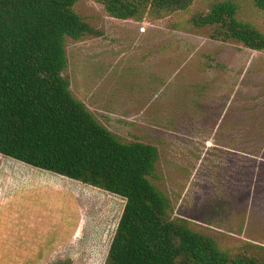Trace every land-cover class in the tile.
Returning a JSON list of instances; mask_svg holds the SVG:
<instances>
[{
	"label": "rangeland",
	"instance_id": "obj_1",
	"mask_svg": "<svg viewBox=\"0 0 264 264\" xmlns=\"http://www.w3.org/2000/svg\"><path fill=\"white\" fill-rule=\"evenodd\" d=\"M219 2L264 33L253 0H192L141 20L96 0L75 11L95 34L67 39L72 94L124 142L157 147L151 182L172 218L264 264V50L193 20ZM264 177V176H263ZM124 200L0 155V264H104Z\"/></svg>",
	"mask_w": 264,
	"mask_h": 264
},
{
	"label": "trees",
	"instance_id": "obj_2",
	"mask_svg": "<svg viewBox=\"0 0 264 264\" xmlns=\"http://www.w3.org/2000/svg\"><path fill=\"white\" fill-rule=\"evenodd\" d=\"M77 0H0V155L124 200L104 264H257L172 218L171 202L150 180L159 152L124 142L70 90L66 42L95 34ZM114 18L141 20L187 8L192 0H96ZM264 13V0H253ZM212 36L264 50V33L229 2L193 20ZM258 184L264 172L257 171Z\"/></svg>",
	"mask_w": 264,
	"mask_h": 264
}]
</instances>
